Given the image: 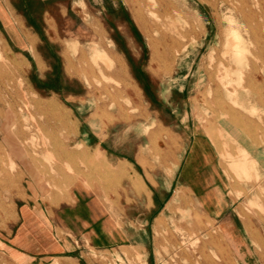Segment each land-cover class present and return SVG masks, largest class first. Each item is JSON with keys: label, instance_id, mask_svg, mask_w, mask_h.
<instances>
[{"label": "rangeland", "instance_id": "rangeland-1", "mask_svg": "<svg viewBox=\"0 0 264 264\" xmlns=\"http://www.w3.org/2000/svg\"><path fill=\"white\" fill-rule=\"evenodd\" d=\"M95 44L112 63L91 58ZM223 126L264 145V0H0V264H40L11 244L28 202L59 232L85 235L72 253L92 264L142 260L124 246L129 219L149 221L148 250L172 264H264V173L232 169L240 146ZM203 128L244 243L225 242L219 221L170 178L174 152ZM14 176L19 188H5ZM154 193L167 205L152 231Z\"/></svg>", "mask_w": 264, "mask_h": 264}, {"label": "crops", "instance_id": "crops-1", "mask_svg": "<svg viewBox=\"0 0 264 264\" xmlns=\"http://www.w3.org/2000/svg\"><path fill=\"white\" fill-rule=\"evenodd\" d=\"M223 127L226 133L234 138L239 146L246 149L256 160L260 173H264V145L256 146L255 143L249 140L248 136L236 135L227 126ZM105 153L107 154L106 150ZM128 162L133 165L135 174L141 175L142 172L138 170L141 167L139 161L135 159V161ZM172 164L174 175L170 177L171 180L179 182L180 187L187 189L200 201L202 210L209 217L219 221V226L222 227L226 235L225 242L233 245L244 243L240 235L235 233L238 226L231 217V205L221 198L226 195L222 189L223 186H226L224 183L226 177L224 173L221 174L219 149L208 134L207 129L203 128L194 133L192 132L189 135V144L185 150L178 153L177 149L174 152ZM153 178L156 177L153 176ZM165 192H170V187H166ZM155 195L153 203L147 209V212L158 213L154 216L151 225L152 231L154 222L165 211L167 205V202L161 201V193H154ZM25 210L28 211V220ZM129 221V227L134 228V232L130 236V244L124 246L141 251L142 260L136 264H172L170 260L174 259L173 256L165 255L162 257L158 256L154 249L152 251L148 250L149 245L144 237L147 232L146 228L150 227L149 221L138 219H129ZM157 223H160V219ZM57 228L58 226L54 224V220L47 209H43L36 203L28 202L20 208V222L12 236L11 244L24 256V260L30 263L38 260L40 264H92V259L84 255L83 251L78 255L72 253L77 248L86 246L84 243L85 235L74 240L69 233L66 231L59 232ZM135 237L138 240H134ZM47 238L51 240L53 247L45 243ZM250 242L253 243V241ZM178 255L182 256L180 253ZM178 259L181 260L182 257ZM163 261H166V263Z\"/></svg>", "mask_w": 264, "mask_h": 264}, {"label": "bare ground", "instance_id": "bare-ground-1", "mask_svg": "<svg viewBox=\"0 0 264 264\" xmlns=\"http://www.w3.org/2000/svg\"><path fill=\"white\" fill-rule=\"evenodd\" d=\"M230 21L231 23H234L235 22V19L234 18H230ZM228 23V22H227ZM215 25V24H214ZM238 27H231L230 28V37L232 39H230L228 37V39H230V41L232 40V42L229 41V45H231L230 47H232V44L234 45V55L236 57H240V54L242 51H245L246 47L244 46V42L239 34V31H238ZM179 31V29H178ZM218 38V37H217ZM228 43V42H227ZM155 44V43H154ZM153 44V45H154ZM228 45V46H229ZM114 46V45H113ZM74 47V46H73ZM11 49V48H10ZM186 52V51H185ZM214 54V53H213ZM99 56H102V57H105L107 58V60H110L111 63H112V58L111 56L109 55V52L105 49H103L102 47H100L98 44H95L94 46H92L91 48V58H93L94 60H96L97 57ZM183 56V55H182ZM242 57V55H241ZM227 66V65H226ZM237 67V66H236ZM240 75V74H239ZM222 83V82H221ZM210 88V87H209ZM234 89V88H233ZM234 94V93H232ZM235 95V94H234ZM233 104V103H232ZM256 112V111H255ZM254 113V112H253ZM257 114V113H256ZM59 116V115H58ZM227 143V142H226ZM6 146V145H5ZM238 147V146H237ZM239 149V148H238ZM237 149V151H238ZM225 151V150H224ZM223 153V152H222ZM226 153V152H225ZM230 153V152H228ZM227 153V154H228ZM239 153V152H238ZM254 153V152H253ZM252 153V154H253ZM226 154V155H227ZM231 154V153H230ZM229 155V154H228ZM239 155V154H238ZM22 156V155H21ZM232 156V155H231ZM237 157V155H236ZM240 158H237V159H234V157L232 158V162L230 161V165L232 167V169L235 171V172H238L237 174L239 176H244L246 178H249L251 177L253 174H257V162L256 160L248 153V151L246 149H244L243 147L240 146ZM229 158V157H228ZM252 161V162H251ZM9 162H10V168L12 170L16 169L17 168V164L14 160V158L11 157V155L9 156ZM250 163H254L253 165H251ZM256 170V171H255ZM118 172L120 173H123L124 171L122 169H118ZM138 178V177H137ZM17 182H20V178L18 176H14L12 178H9V179H6L3 183V186L5 188H19V183ZM10 191V190H9ZM179 195V192L175 195L174 199L177 198V196ZM251 203H254L255 200H250ZM2 204V205H1ZM5 204H7V201L6 200H2L0 201V205L1 206H4Z\"/></svg>", "mask_w": 264, "mask_h": 264}]
</instances>
